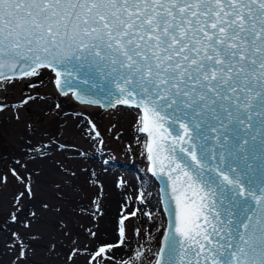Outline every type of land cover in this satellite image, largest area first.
<instances>
[{"label":"snow or ice","instance_id":"6c2138e0","mask_svg":"<svg viewBox=\"0 0 264 264\" xmlns=\"http://www.w3.org/2000/svg\"><path fill=\"white\" fill-rule=\"evenodd\" d=\"M48 68L143 111L174 204L155 264H264V0H0V78Z\"/></svg>","mask_w":264,"mask_h":264},{"label":"rangeland","instance_id":"374dc122","mask_svg":"<svg viewBox=\"0 0 264 264\" xmlns=\"http://www.w3.org/2000/svg\"><path fill=\"white\" fill-rule=\"evenodd\" d=\"M48 75L40 69L0 85V264H152L165 220L136 110L77 103L53 92ZM90 156L110 169L108 179ZM108 218L110 236L101 233ZM120 227L126 242L93 258L121 239Z\"/></svg>","mask_w":264,"mask_h":264},{"label":"water","instance_id":"95a60500","mask_svg":"<svg viewBox=\"0 0 264 264\" xmlns=\"http://www.w3.org/2000/svg\"><path fill=\"white\" fill-rule=\"evenodd\" d=\"M6 72V76L8 77H11V78H19V77H22L23 75L17 71L15 74H13L11 71H8V70H5ZM54 75H53V88H54V91L59 94V95H64L60 89L57 87L56 83H55V80H56V75H55V72H53ZM11 78H7V79H11ZM2 79V78H0ZM6 79V78H5ZM96 90L93 89V92H95ZM69 96L74 100L76 101L77 103H80V104H85V103H81V101H79L78 99H76V97H74L71 92H69ZM95 99H98L99 100V103L97 104H94L92 106H95V107H98L99 109L101 110H107V109H110V108H113L109 105V98L103 94H98L97 96L94 97ZM101 104L104 105V107H101ZM117 106H121V107H124V108H128V109H133V108H136L134 106H131V105H117ZM138 109V108H136ZM139 110V122L141 121V119L143 118V111L141 109H138ZM36 115H34V118H37L35 117ZM139 126L141 127V124H139ZM146 139H145V145H144V149H145V153H146V157H147V174L156 181L157 185H158V198H159V204H160V208H161V211L163 213V217L165 218V223H164V228H163V231H162V234L160 236V239H159V244H158V248H157V251H156V255L158 254V249L161 247V241H162V237L164 236L165 232L167 230H169L170 226L173 224L174 222V216L171 215V211L172 209L174 208V204H172V202L170 201L169 197L166 195V186H167V176H163V175H160V174H156L154 175L153 172L151 171V168H152V163L151 161L148 159V153H147V150H146V145L148 143V135L147 133L145 132H142ZM170 191V190H168ZM155 255V256H156ZM152 264H155V258L152 262Z\"/></svg>","mask_w":264,"mask_h":264},{"label":"bare ground","instance_id":"6f19581e","mask_svg":"<svg viewBox=\"0 0 264 264\" xmlns=\"http://www.w3.org/2000/svg\"><path fill=\"white\" fill-rule=\"evenodd\" d=\"M42 71H44L46 74H48V72H49V85H50V88H51V90L54 92V88H53V75H54V73H53V71L50 69V68H48V69H41ZM50 72H51V74H50ZM13 79V78H12ZM7 83V80L5 79V78H2V79H0V85H5ZM70 93H68V95H69ZM88 105V104H87ZM89 106V105H88ZM87 108H90V107H87ZM133 109H135L136 110V113H135V117L134 118H136L137 119V117L139 116V110L138 109H136V108H133ZM125 116H126V118H128V120L129 119H131V120H133V117H131V115L130 114H125ZM139 119V118H138ZM145 136V135H144ZM145 139H146V137H144ZM131 140H136V137H133V138H131ZM137 147H139L138 146V143H137V145H136ZM136 147V148H137ZM141 150V149H140ZM138 151H139V149H138ZM143 155H144V153H143ZM145 158H146V155H144V162H145ZM90 159H92L93 161H92V169L97 173V174H99V175H101V176H103V178L104 179H108L109 178V176L110 175H112L111 174V171H110V169H104V167H100V166H98L97 165V163H96V160H95V158H93L92 156H90ZM146 161H147V158H146ZM110 180V179H109ZM153 180V182H154V184H155V188H157L158 187V185H157V183H156V181L154 180V179H152ZM157 186V187H156ZM148 206L150 207V208H152V209H154V206L152 205V203L151 202H149V204H148ZM157 210V209H156ZM150 211H151V209H150ZM164 220H165V218H164ZM157 223H159L158 221H157ZM113 231H114V228H113V224H112V221H111V219L110 218H108L106 221H105V225L103 226V228H102V231H101V233L103 234V235H108V236H110L112 233H113ZM113 253H114V256L115 257H117V255H115V251H112Z\"/></svg>","mask_w":264,"mask_h":264}]
</instances>
